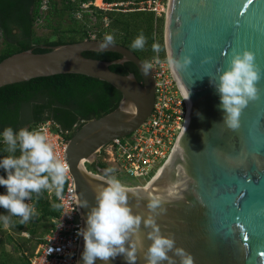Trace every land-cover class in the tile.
Masks as SVG:
<instances>
[{"label":"water","instance_id":"water-1","mask_svg":"<svg viewBox=\"0 0 264 264\" xmlns=\"http://www.w3.org/2000/svg\"><path fill=\"white\" fill-rule=\"evenodd\" d=\"M101 41L40 45L48 51L29 49L0 61V88L39 77L81 74L121 93L114 110L85 122L67 140L65 157L83 228L105 169L92 172L85 163H97L102 147L135 131L154 103L152 73H143L144 61L134 52L114 43L103 52L119 54L117 60L83 55L98 52ZM164 43L169 56L190 60L173 71L184 97L189 92L188 116L162 170L143 186L122 182L130 189L128 203L134 212L149 215L147 200L140 197L159 196L163 211L156 222L163 234L173 236L176 245L191 254L193 264H264V0H168ZM243 49L255 54L262 78L257 97L232 129L223 121L219 93L210 81L218 79L233 53ZM124 62L136 66L141 82L133 73L110 69ZM85 200L87 206L81 204ZM141 231L149 229L142 225ZM83 247L81 237L77 264H83ZM95 264L104 262L97 259ZM109 264L127 262L118 255ZM136 264H146L143 253Z\"/></svg>","mask_w":264,"mask_h":264},{"label":"clouds","instance_id":"clouds-1","mask_svg":"<svg viewBox=\"0 0 264 264\" xmlns=\"http://www.w3.org/2000/svg\"><path fill=\"white\" fill-rule=\"evenodd\" d=\"M152 39L151 49L158 55L161 45L156 42L155 35ZM147 40L141 31L133 39L131 48L143 50ZM114 42V36L106 34L98 45V52L102 53ZM189 62L188 56L182 59L167 57L173 71L183 69ZM152 67L149 61L141 65L146 76ZM261 78L262 71L255 62V54L243 49L235 51L218 79L210 81L219 93V108L229 128L238 127L241 111L258 95L257 82ZM188 96L187 91L185 99ZM0 143L5 145L3 152L7 153L0 155V169L5 173L0 175V186L5 189L0 192V208L8 213L0 214V223L7 225L10 217L16 216L20 218V224L26 225L37 215L35 205L28 202L33 199V194L39 198L42 192L51 188L57 199H62L68 165L56 156L42 127L18 130L5 127L0 131ZM116 171L114 167L103 170L100 177L103 183L95 190V205L87 214L85 227L77 232L84 241L83 264H95L97 259L109 264L118 255H122L127 264H136L140 253L146 264H193L191 254L177 246L173 236L163 234L156 222V216L163 211L162 199L159 196L140 197L147 200L146 207L151 214L134 212L128 203L130 189L115 175ZM81 204L87 206V201ZM61 207L60 203L51 204L53 210ZM142 225L149 231L142 233ZM145 240L149 242L147 245Z\"/></svg>","mask_w":264,"mask_h":264},{"label":"trees","instance_id":"trees-1","mask_svg":"<svg viewBox=\"0 0 264 264\" xmlns=\"http://www.w3.org/2000/svg\"><path fill=\"white\" fill-rule=\"evenodd\" d=\"M41 1L0 0V32L6 45L0 53V61L29 49L35 53L48 51L40 45L57 46L87 38L88 16L85 15L84 21L81 22L76 19L74 13L80 2L88 0H49V9L44 16L40 13ZM105 1L111 2L112 0ZM64 16L68 17L70 25L61 30L58 19ZM108 17L110 21L107 32L114 36V43L128 48L145 62L154 54L151 49L152 37L157 35L158 43L161 45L160 54H165L164 17L158 20L157 25H155V17L151 12H111L108 13ZM102 18V12H98L93 27L102 29ZM42 19H44L45 26L52 28L54 33L61 30L60 36L49 41H41L35 37V25ZM141 31L148 38L147 44L143 50H134L131 48V43ZM83 55L108 62L120 58L119 54L113 52L87 51ZM110 69L123 75L133 73L140 82L142 81L138 69L131 62L114 64L110 66ZM120 99L121 93L111 84L81 74H59L6 85L0 88V131L8 126L18 130L29 124V128L35 129L39 123L52 120L62 130L71 132L65 135L68 140L73 134L71 130L80 120L89 121L111 112L117 107ZM4 147L5 145L0 143V155L7 154L3 152ZM85 166L92 172H97V168L107 167L103 162L85 163ZM0 175H5L2 169H0ZM117 177L121 182H127L132 186L137 185L120 176ZM30 203L35 205L37 215L26 225L19 223V217L11 216L8 223L10 229L15 232H22L26 229L27 232L34 233L36 226L46 219L50 221V231L54 226V220L59 216V210L51 208V204L59 203L54 190L49 192L48 189L42 192L39 198L33 194ZM1 214L8 215L4 209ZM9 239L13 240L12 236H9ZM41 242L42 240L38 241V243ZM15 250H19V247ZM33 254L34 252L29 256L26 255L23 257L24 262L20 261L18 264H29V259Z\"/></svg>","mask_w":264,"mask_h":264},{"label":"built area","instance_id":"built-area-1","mask_svg":"<svg viewBox=\"0 0 264 264\" xmlns=\"http://www.w3.org/2000/svg\"><path fill=\"white\" fill-rule=\"evenodd\" d=\"M168 0H88L80 2L74 13L79 21L88 16V40H103L108 34V13L143 11L151 12L155 17V25L162 17L165 18ZM49 9V0H42L40 13L44 16ZM102 12V29L93 27L96 14ZM41 21V20H39ZM156 42L158 36L155 35ZM165 44V43H164ZM165 54L156 53L148 60L153 67L151 73L154 79V103L150 115L131 134L118 137L102 147L97 153V162H103L107 167L116 168L115 175L124 173L136 180L143 181L136 186L148 184L164 167L171 157L176 143L182 134L187 116L188 103L182 89L167 63ZM87 121L81 120L71 130L73 133ZM52 144L56 156L67 165L65 150L67 140L65 135L71 133L61 129L52 120L39 123ZM51 189V188H50ZM49 190V192H51ZM59 216L54 220V226L39 243L29 264H77L81 237L78 230L83 228V221L76 201L75 183L67 170L66 186L62 199ZM64 215V213H66Z\"/></svg>","mask_w":264,"mask_h":264},{"label":"rangeland","instance_id":"rangeland-1","mask_svg":"<svg viewBox=\"0 0 264 264\" xmlns=\"http://www.w3.org/2000/svg\"><path fill=\"white\" fill-rule=\"evenodd\" d=\"M60 23L61 30L67 28L70 25V20L67 16H64L62 19H58ZM55 24V23H54ZM164 29H165V19H164ZM164 29H163V40H164ZM54 33L52 28L46 27L44 19L37 22L34 28L35 37L41 39V41H49L60 36V31ZM43 44V43H42ZM165 46V44H164ZM6 45L0 33V53L3 52ZM25 127H30L26 125ZM128 182L133 184H141L143 181L136 180L131 176L119 173V175ZM3 192L5 189L0 188ZM51 190V189H49ZM30 203V201H28ZM3 208H0V214L2 213ZM50 229V221L43 220L40 222L36 228L35 232H27L26 229L22 232H15L10 229L9 225H4L0 223V263L4 264H18L20 261H23L26 255H30L32 252H35L39 243L38 241L43 240V238L48 234ZM9 236H12L13 240L9 239ZM16 247H19V250H15ZM24 262V261H23Z\"/></svg>","mask_w":264,"mask_h":264},{"label":"flooded vegetation","instance_id":"flooded-vegetation-1","mask_svg":"<svg viewBox=\"0 0 264 264\" xmlns=\"http://www.w3.org/2000/svg\"><path fill=\"white\" fill-rule=\"evenodd\" d=\"M0 33H1V32H0ZM1 35H2V33H1ZM2 38H3V35H2ZM91 98L94 99L93 97H91ZM80 121H81V120H80ZM80 121H79V122H80Z\"/></svg>","mask_w":264,"mask_h":264}]
</instances>
